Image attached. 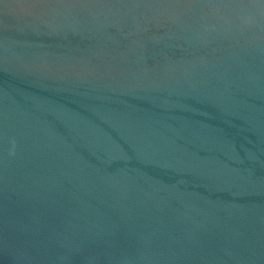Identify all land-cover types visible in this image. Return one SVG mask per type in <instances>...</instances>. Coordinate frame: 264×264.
Masks as SVG:
<instances>
[{"label": "water", "instance_id": "water-1", "mask_svg": "<svg viewBox=\"0 0 264 264\" xmlns=\"http://www.w3.org/2000/svg\"><path fill=\"white\" fill-rule=\"evenodd\" d=\"M0 264H264V0H0Z\"/></svg>", "mask_w": 264, "mask_h": 264}]
</instances>
